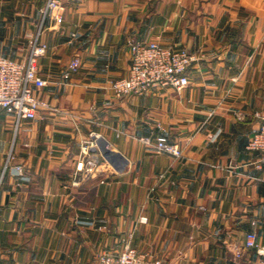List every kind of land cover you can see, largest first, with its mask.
I'll return each instance as SVG.
<instances>
[{"label":"crops","instance_id":"obj_1","mask_svg":"<svg viewBox=\"0 0 264 264\" xmlns=\"http://www.w3.org/2000/svg\"><path fill=\"white\" fill-rule=\"evenodd\" d=\"M46 1L0 0L1 53L24 61L38 34L47 43L49 105L18 125L0 113V264H97L127 242L168 264H260L245 241L264 242V160L247 148L264 111V0H63L62 23L42 21ZM149 41L197 56L190 84L116 95L130 45ZM160 134L184 156L143 139ZM94 137L112 160L84 152Z\"/></svg>","mask_w":264,"mask_h":264},{"label":"built area","instance_id":"obj_2","mask_svg":"<svg viewBox=\"0 0 264 264\" xmlns=\"http://www.w3.org/2000/svg\"><path fill=\"white\" fill-rule=\"evenodd\" d=\"M43 22L52 18L62 23L64 16L63 0H47L42 9ZM39 34L34 39L27 58L22 61L9 57L0 52V113H12L17 118V125L21 119H32L38 116L42 108L49 107L48 103L37 95V90L44 87L47 80L40 70V58L44 55L47 43L41 42ZM131 67L128 75L119 77L111 82V88L118 96L126 94H145L150 89L175 87L182 89L191 82L189 68L197 59L186 47L163 45L157 41L134 42L130 45ZM81 66L80 57H75L66 76L76 72ZM261 119L259 128L252 133L247 143L249 150L259 151L261 161L264 160V111L257 112ZM144 141L153 144L157 149L173 154L176 157L184 156V149L179 143L172 141L167 135L160 134L154 140L143 137ZM97 145L94 137L84 145V152H89ZM20 170L21 167H19ZM78 184L77 175L73 181ZM238 246V245H236ZM245 246L254 248L261 256L264 264V242L259 241L256 231H249L246 235ZM238 256L242 252L238 250ZM97 264H168L165 259L148 251H140L126 243L119 253L100 252L97 255Z\"/></svg>","mask_w":264,"mask_h":264},{"label":"water","instance_id":"obj_3","mask_svg":"<svg viewBox=\"0 0 264 264\" xmlns=\"http://www.w3.org/2000/svg\"><path fill=\"white\" fill-rule=\"evenodd\" d=\"M105 143V142H103ZM103 143L101 140L97 141V144L101 147L102 149V152L103 154L109 159V160H112V157L110 155V151L112 150V147L111 148H107V147H104L103 146ZM109 147V146H108ZM114 150V149H113Z\"/></svg>","mask_w":264,"mask_h":264}]
</instances>
